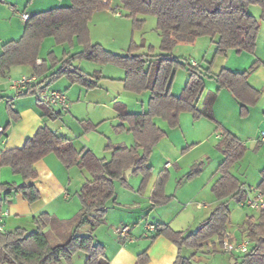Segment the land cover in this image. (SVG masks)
Listing matches in <instances>:
<instances>
[{
    "label": "trees",
    "instance_id": "16d2710c",
    "mask_svg": "<svg viewBox=\"0 0 264 264\" xmlns=\"http://www.w3.org/2000/svg\"><path fill=\"white\" fill-rule=\"evenodd\" d=\"M111 1L69 0L66 6L33 13L24 20L20 37L1 45L0 77H5L10 68L17 65H26L32 74L41 77L57 65L41 80L44 85L66 77L70 82L89 89L97 87L100 76L93 77L74 64L76 60L84 59L98 64L117 65L124 70V90L133 93L148 91L149 98L143 112L131 113L123 106L119 107L117 117L120 122L114 127L118 131L131 133L134 143L127 146L108 142L105 145L110 152L107 160L97 157L88 149L76 150L70 138L55 133L46 125L38 127L22 146L0 150V167H9L22 179L35 177L34 163L48 154L56 156L65 168L75 166L89 175L77 193L80 209L71 219L62 220L42 211L31 218L36 227L33 231L23 227L11 231L0 230V264H63L70 262L77 252L85 254L84 264H110L104 245L95 241L93 232L104 221L108 202L114 199L115 181L128 187L125 170L132 167V173L139 172L141 180L137 190L142 193L146 189L152 174V166L148 162L150 154L166 135L154 118H161L169 128L178 126L182 112L190 113L193 119L204 116L216 123L212 104L220 89H226L235 98L241 116L247 115L248 108L255 105L261 95V90L248 82L256 61L243 71L221 67L212 74L208 66L192 65L171 52L178 42H192L201 36H208L215 45L214 56L225 55L228 50H234L237 54L253 53L259 21L249 12V7L257 5L260 8L259 19L264 20V0H117L116 4L126 11L134 28L143 24V16L153 15L160 34L158 52L153 51L152 45H137L131 41L125 54L114 53L90 40L88 23L93 12L112 9ZM46 37H51L57 45L72 47L77 43L81 48L72 54L63 52L60 59L50 51L38 64L39 48ZM143 47H146V51L138 52ZM186 65L188 78L180 92L173 94L170 86L175 69ZM205 77L213 79L216 88L205 92L199 108L197 104L205 89ZM24 88L19 89L16 96H36L35 87ZM12 99L6 98V112L15 120L17 112L12 109ZM36 102L42 109V115H54L52 109L38 99ZM80 123L85 131L94 130L97 126L87 120ZM216 146L224 157L216 170L219 176L211 186L218 203L194 231L174 230L166 223H156L151 240L162 235L178 249H198L203 241L217 238L222 247L221 240L229 221L228 201L230 198L241 202L244 200V195L240 193L243 183L229 168L242 158L246 146L227 130L222 132ZM202 165L201 160L192 164L177 185L200 173ZM168 177L166 168L158 172L150 193L151 208L171 200L172 196L164 192ZM256 189L264 194V167L260 170ZM1 192L0 211L3 203L17 193L28 203L40 197L36 187L24 182H0ZM66 225H71L70 231L63 230ZM83 227L87 228L86 234L80 233ZM50 234L55 235L53 239ZM240 234L249 240V248L243 254H235L233 264H264V209L258 211L257 215L247 216L240 226ZM147 261L146 250L137 254V264H146ZM172 264H191V258L178 252Z\"/></svg>",
    "mask_w": 264,
    "mask_h": 264
},
{
    "label": "crops",
    "instance_id": "0c3cea01",
    "mask_svg": "<svg viewBox=\"0 0 264 264\" xmlns=\"http://www.w3.org/2000/svg\"><path fill=\"white\" fill-rule=\"evenodd\" d=\"M60 4H63L61 6H66L69 4V0H61ZM111 5L115 8H119L118 4L114 3L113 0L111 1ZM113 10L114 8H112V11ZM26 14L31 15L33 13ZM101 14L110 13L108 10L95 11L93 12L88 23L90 40L92 42L94 41L93 28L97 21H94V19L99 17L101 18ZM115 17L116 16H114V18ZM23 26L24 20L21 22L20 35L22 34ZM17 32H20L19 29H14L12 26L2 29L0 32V49L2 43L5 41L19 38L20 35L19 37H16L18 36L16 35ZM47 39L48 37L43 39L40 45L37 59L38 64L41 62V60L47 57V54L50 51L53 52L57 59H60L62 53L65 51L69 54L74 53L68 48H72L76 43H74L72 47H68L66 44L57 45L54 42L53 46L59 47L61 49L60 53H58L55 48L50 45L51 49L42 54L41 48L42 45H44L43 42ZM95 40L96 43L101 45L104 44L102 39ZM65 45L68 48H65ZM80 48L78 50H80ZM226 55L227 54L224 56ZM257 60H260L259 57H257ZM255 61L256 60L253 59L251 63ZM74 64L80 67L86 73L92 74L93 77L100 76V79L97 81L98 86L89 89L81 84L70 82L66 77H60L53 85H48V87L52 89L63 91L66 94L67 100L69 102V107L67 110H61L58 107L52 108V111L55 112H53V116L42 115V109L37 105V99L35 95L34 100H29V97L27 96L28 94L16 96V94L19 92V89L25 90L26 88L16 87L13 82L22 76L32 74L31 69L28 66H12L6 75L10 81L3 80V77L0 78V126L4 128V133L2 136H0V150L22 146L25 140L32 136L38 127L46 125L55 133L70 138L76 150L88 149L97 157L104 158L106 160L109 159L110 152L102 150V153L99 155L95 153L93 147L91 146L92 141L90 139V133H93V131L102 133L100 126L107 119V117H105L106 115H104V109L107 107L108 116H112L114 120L117 121L116 124H118L120 122L117 117L119 113V107L123 106L127 112L131 113L143 112L147 108L149 92L148 97L144 98L143 100H141L139 96L136 98V101L139 100L142 106L144 105L145 107H141V109L138 111L130 110L128 109L127 103L121 102L119 98L120 95H122V92H128L123 88L122 79L124 77V72H114L113 68L111 67L95 63L93 64L94 67L91 70L82 67L81 61H75ZM237 66L238 67H232V65L229 64L222 67H228L230 69L236 68L232 69L234 71H243L249 67H240L239 65ZM56 67L57 65L39 78L42 80L45 76L49 75L53 70H55ZM218 71H214L212 74H215ZM11 78H15L16 80ZM103 78L105 81L102 80ZM248 82L257 89H260L261 87L264 88V71L261 74H249ZM215 88L208 89V91H213ZM12 91H15V93L7 95L8 92ZM206 91L207 90L204 89V92L198 101L197 106L199 108L202 105V99ZM141 94L142 92L138 95ZM263 94L264 91L261 90V95L258 98L256 104L248 108V115L246 117H239V120L234 118V120H232V117L230 116L233 114L235 115L234 107L238 104V102L234 100L235 98L226 89L222 88L217 92L212 104V113L216 120L214 125L207 122L210 120L207 117L201 116L198 119H192L190 113L182 112L179 115V124L181 123L182 114L187 113L191 118V120L186 119V126H188V128H176L173 129V131L169 130V128H162L166 132L164 138L170 139V142L174 148L172 151L173 156L166 155L167 158L160 162L161 167H159L158 170L164 168L168 170L169 177L165 183L164 192L166 195L172 196V198L170 201L162 204L159 207H150V193L158 174V170L153 172V165L150 162V158L148 162L152 166V174L144 192L140 193L137 190L139 184L138 181H136V183L130 182L129 179L132 172L128 176L129 179L126 177L128 184V187L126 188L130 194H124V200L119 199L114 194V199L108 202L106 208L104 217L105 225L103 226L105 233L102 232V235H98L96 233L95 235L94 233L98 232L97 229H95L93 232L95 241L104 245L105 253L110 264H137V254L143 250H146L148 257L146 264H172L178 252L184 257H190L191 260L194 259V261H210L209 257L213 253L217 251H223L221 246L218 244L219 241L217 238L203 241L200 245V248L198 249L185 247L178 249L175 244L162 235L151 240L150 236L153 234V230H147V225L166 223L174 230L191 232L192 230L189 231V228L192 227L193 230H195L218 203V200L211 191V186L219 176V173L216 170L224 157L217 146L215 148L213 145L214 143L209 142L211 131L218 130L214 134V139L216 140L215 143H218L224 130H227L235 135L246 146V151L244 154L247 152L249 147L248 142L244 141L246 139L243 138H247V140L251 141L252 149L255 150L253 152L254 155L264 158V145H261L258 142V137L260 136L261 132H264ZM9 97H13L11 106L12 109L17 112V118L15 120L6 112L5 101L6 98ZM111 111L112 114L110 113ZM66 115H68L71 120H65L64 118H66ZM229 118H231V121H229ZM81 120H87L91 123L97 124V126L94 130L85 131L83 125L80 123ZM55 122H57V124L53 125ZM249 124H252L251 128H248L247 125ZM205 125H207L206 128H203ZM121 133L123 134L120 136V138L116 136V139L111 143H121L127 146H130L134 143L133 137L129 132L124 131ZM196 150L197 152H193ZM192 152L194 155L191 159L187 160V157H189ZM209 156H213V158L210 157V162L212 163V165H210V169L212 171L210 175H204L206 173L204 169L207 166L209 167V164L205 163L206 165L204 166L203 170L201 169L200 173L188 180L184 179L180 185H177L178 180L185 175L190 166L194 163V160L196 161L200 159L204 162L205 157ZM239 160L231 165L229 171L235 175L240 182H242L241 179L232 171L233 167H235ZM262 161L264 162V160ZM33 166L36 170V176L27 179H22L18 174H14L9 167H0V182H24L26 185H33L36 187L40 194V197L32 203H28L26 200H24L22 195L19 193L13 195L9 201L3 203L1 211H8V215L4 219L3 228L6 231L14 230L17 227H23L27 231L35 230L36 227L32 223L31 218L42 211L54 214L59 219L69 220L80 209V202L77 193L84 180L89 177L88 173L78 169L75 166L71 168H65L53 154H48L45 157L37 160ZM263 167L264 163L259 171ZM242 183L243 186L250 188L249 186H246L244 182ZM0 194H2V192ZM202 198L204 199L203 203L201 201ZM189 202H191V204L194 206V209L184 212L185 207L182 208V204H187ZM197 203L200 205H197ZM123 205V209L128 210L129 212L139 207L138 216L145 215L144 218L141 217V223H136L134 225L130 224L131 236L133 238V240L130 242L114 236L113 232V228L115 226H118L121 223H126L123 217L115 219L116 208H121ZM175 206L176 208H174ZM180 214L183 216H181V219L178 220V216ZM240 226L238 229H240ZM67 227L69 230L71 229V225H68ZM109 228H111L112 234L110 233ZM228 228L229 227L227 224L225 232L229 234L231 239H245L240 234V231L238 232L239 235L236 237L235 235L228 232ZM82 229L83 233L86 234L87 228L83 227L80 229V231Z\"/></svg>",
    "mask_w": 264,
    "mask_h": 264
},
{
    "label": "rangeland",
    "instance_id": "374dc122",
    "mask_svg": "<svg viewBox=\"0 0 264 264\" xmlns=\"http://www.w3.org/2000/svg\"><path fill=\"white\" fill-rule=\"evenodd\" d=\"M113 2L117 3L118 1L113 0ZM60 3H61V0H0V30L2 31V29L4 28L8 26L9 27L12 26L14 29H17V30L19 29L20 32H17L16 34L18 35L16 37H19L21 33V29H20L21 22L23 21V19L20 16L21 13H35L37 11H42V10H46L52 7L63 5ZM110 7H113V6L110 5ZM113 8H114L113 11L111 8L106 9L108 10L110 14H101L102 15L101 18L99 17L97 19L96 18L94 19V21L96 20L97 21H96V25L93 28V35H94L93 42L96 41L95 39H102L104 41V44L102 45L104 48L114 53H118V54H125L127 52V49L131 41L135 42L137 45H141V44H144L145 46L152 45L153 51L158 52L159 43H160V34H159V31L156 29V20L153 15L143 16L144 18L143 24L139 28H134L132 26L131 19L126 16V11L122 7L119 6V8L118 7L116 8L113 7ZM249 12L253 14L256 18H258V21H259V30H258L257 40H256V47L253 53L242 52L240 54H237L234 50H228L226 53L227 54L226 56L224 55L214 56V50H215L214 43L211 41V39L208 36H201L192 42H183V43L178 42L172 49V52H171L172 55L182 57L183 61H186V62L188 61L189 63L191 61H194L197 65H202V67L208 66L209 71L211 73L214 71L216 72L220 69V67L229 65V64H231L232 67H238L237 65H239L240 67L241 66L247 67L252 62V60L255 59L256 66L250 72V74L251 73L261 74L264 71V20L259 19L260 8L257 5L250 6ZM114 16L116 17L114 18ZM43 44L44 45H42V48H41L42 54L46 53L49 49H51L50 45H52V47H54L55 50L58 53H60L61 49L59 47L53 46L54 41L51 37H48V39L45 40ZM64 47L68 48L69 46L67 47L65 45ZM79 48L80 46L76 43L72 48H68V49H70L71 52H75ZM140 51H146V47L139 49L138 52ZM257 57H259L260 60H257ZM76 61H81V66L88 70L93 69L94 67L93 64L95 63V62L87 61L84 59H80ZM95 64H98V63H95ZM100 65H106L108 67H111L113 68L114 72L116 71L120 73L124 72V70L118 67L117 65L108 64V63L100 64ZM187 67H188L187 65L178 66L175 69L174 78L171 84L172 93H178L180 89L183 87L186 81L185 79L188 78ZM232 69H236V68H232ZM7 77L8 76L3 77V80L10 81L9 78ZM11 79L16 80L15 78H11ZM57 80L53 81L49 85H53ZM102 80L105 81L104 78ZM215 86H216V83L213 79L209 77H205V90L208 91V89H214ZM260 89L264 91L263 87H261ZM14 93L15 91L8 92L7 95H11ZM138 94L140 93H133L129 91L127 93L122 92V95H120L119 98L121 102L127 103L128 109L138 111L139 109H141V107H145V106L144 105L142 106L139 100L136 101V98L137 96H139L141 100H143L144 98H147L148 91H144V93L142 92L141 95H138ZM27 96L29 97V100L35 99L34 95L32 94H29ZM107 110L108 109L106 107L104 109L105 111L104 115H106L105 117H107V119L100 126V130L102 131V133L95 132V131H93V133H90V136H91L90 139L92 141L91 146L93 147L95 153H97L98 155L102 153V150L109 152L108 150L105 149V145L108 142H113L116 139V136L120 138V136L123 134L121 132L126 131V130H122V131L116 130L114 125L116 124L117 121L114 120L112 116H108ZM239 111H240V107H239V104H237L234 107L235 115L233 114L230 116L232 117V120H234V118L239 120V117L244 118L248 115L247 113L246 116H241L239 114ZM110 113L112 114V111ZM191 118L189 114L187 113L182 114L181 123L178 124V126L175 128H169L166 122L159 117H155L154 121L159 127L166 128V129L169 128V130L173 131V129H176V128H188V126H186L187 124L186 119L191 120ZM64 119L71 120V118L68 115H66V118ZM229 121H231V118H229ZM57 122H55V124L53 125H56ZM207 122H209V124L214 125V122L211 120H208ZM251 125L252 124L247 125L248 128H251ZM206 126L207 125H205V127L203 128H206ZM217 131L218 130L211 131L210 138H209V142L214 143L213 145L215 146V148H216L217 142L215 143L216 140L214 139V134ZM163 138L162 140L160 139L157 142V144L158 143L159 144L155 145L153 152L150 154V157H149L150 162L153 165V172H156L159 169V167H161L160 162L167 158L166 155L173 156L172 151L174 147L172 143L170 142V139H166V138L163 139ZM243 139H246L244 141L248 142L249 148L247 152L244 154V156L237 162L235 167H233L232 171L241 179L242 182H244L246 186L250 187V196L253 197L257 191L255 185L260 178L259 169L263 166L264 162L262 160H264V158L255 156L253 153L255 150L252 149L251 147V141L247 140V138L245 137ZM193 152H197V150ZM193 152L191 155H189V157H187V160L192 158V156L194 155ZM210 157L213 158V156L205 157V160L202 165V170H203L204 166L206 164H209V167L207 166L206 167L207 169L206 168L204 169L206 172L204 174L205 176L210 175L212 172L210 169V165H212V163L210 162ZM199 161L200 159L196 161L194 160L193 162L196 163ZM160 170H158V172ZM129 180L131 183H136V181L140 183L141 174L139 172H134L130 175ZM114 184H115V189H114L115 196H117L119 199L124 200L125 197L123 198V195L130 194L127 191L128 189L120 181H115ZM201 201L203 203L204 199L202 198ZM228 204H229V210H230L229 222H228V227H229L228 232L237 237V235H239L238 232L240 231L238 227L243 223V221L247 218V216L257 215L258 210L252 209L246 204H242L241 201H238L235 198H230L228 201ZM161 205H158L156 207H159ZM176 206L174 208H176ZM123 207L124 205L121 208H118V207L116 208L115 219H119L123 217L126 223L134 225L136 223H141V217L143 218L145 217V215L138 216L139 207H137L136 209H133L131 212L123 209ZM183 207H185L184 212L187 210L194 209V206L191 204V202L187 204H182V208ZM181 216L183 215L180 214L178 216V220L181 219ZM104 225H105V221L96 227L98 232H95L94 234L96 235L97 233L98 235H102V232L105 233V229H103ZM67 226L68 225H66V227H63V230L65 229L66 231H70ZM109 229H110V233L112 234L111 228ZM191 230L194 231L192 227L189 228V231ZM81 233L84 234L83 229L81 230ZM53 236L55 235H52L51 239H53L52 238ZM114 236L116 235L114 234ZM222 250L223 251H217L213 253L209 257L210 261H194L193 259L191 260V264H233L235 261V257L233 255L235 254L226 252L223 248ZM84 260H85V254L82 252H77L76 254L73 255L70 262H63V264H84Z\"/></svg>",
    "mask_w": 264,
    "mask_h": 264
},
{
    "label": "built area",
    "instance_id": "2783aa9c",
    "mask_svg": "<svg viewBox=\"0 0 264 264\" xmlns=\"http://www.w3.org/2000/svg\"><path fill=\"white\" fill-rule=\"evenodd\" d=\"M21 18L26 20L28 18V14L21 13ZM192 65H197L194 61L190 62ZM16 87L24 88L27 86H33L36 89V97L37 99L45 104L48 108L52 109L54 107H58L61 110H67L69 107V102L67 100L66 94L63 91L52 89L44 83L41 82V79L34 75H25L17 79L13 82ZM4 133V128L0 126V136ZM258 142L261 145H264V132H261L260 136L258 137ZM168 164V163H167ZM166 164V165H167ZM240 193L244 195V200L242 204H246L252 209L255 210H262L264 209V194L261 193L259 190L256 191L253 197L250 196V188L243 186L241 188ZM197 205H200L197 203ZM8 215L7 210L0 211V230L4 228V219ZM154 225L148 224L147 230H153ZM114 234L125 240V241H132L133 238L131 236V225L126 223H121L118 226L113 228ZM222 248L231 254H243L247 252L249 248V240L241 239L235 240L229 237L227 232L223 233V238L221 240Z\"/></svg>",
    "mask_w": 264,
    "mask_h": 264
},
{
    "label": "water",
    "instance_id": "95a60500",
    "mask_svg": "<svg viewBox=\"0 0 264 264\" xmlns=\"http://www.w3.org/2000/svg\"><path fill=\"white\" fill-rule=\"evenodd\" d=\"M132 171H133L132 167L127 169V170H125V172H124L125 177H128Z\"/></svg>",
    "mask_w": 264,
    "mask_h": 264
}]
</instances>
